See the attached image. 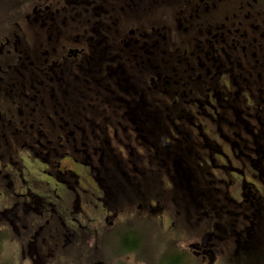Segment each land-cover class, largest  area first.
Listing matches in <instances>:
<instances>
[{"label":"flooded vegetation","instance_id":"1","mask_svg":"<svg viewBox=\"0 0 264 264\" xmlns=\"http://www.w3.org/2000/svg\"><path fill=\"white\" fill-rule=\"evenodd\" d=\"M253 196L264 0H0L6 260L235 263Z\"/></svg>","mask_w":264,"mask_h":264},{"label":"trees","instance_id":"2","mask_svg":"<svg viewBox=\"0 0 264 264\" xmlns=\"http://www.w3.org/2000/svg\"><path fill=\"white\" fill-rule=\"evenodd\" d=\"M246 206L249 210L246 213L247 219L240 215L245 224L243 230H233L229 225L225 227L226 234L238 242L234 264H264V238L260 235L261 230H264V197L253 196ZM259 221L262 226H258Z\"/></svg>","mask_w":264,"mask_h":264},{"label":"rangeland","instance_id":"3","mask_svg":"<svg viewBox=\"0 0 264 264\" xmlns=\"http://www.w3.org/2000/svg\"><path fill=\"white\" fill-rule=\"evenodd\" d=\"M188 207H189V205H188ZM190 225H191L190 227H193L194 229L189 231V235H186V239H188V242L192 243V242H194L193 239H195V241H196V239L199 240L201 235H203L204 232L202 231L201 226H196L195 221L191 222ZM262 225H263L262 222L259 221L258 226H262ZM260 235L262 236V238H264V230H261ZM219 238L221 239V236H219ZM223 240H228V239L224 236ZM219 244H220V250L218 249L219 254L217 256H218V258L219 257L221 258V256H223L227 253L226 247H227L228 243L223 245V244H221V242H219ZM215 245H217V243H215ZM8 254H9V248L6 247V245H1L0 256L2 255L3 257L2 258L0 257V264H19L17 261L6 260V257L8 256ZM220 264H225V262L223 263L221 261ZM230 264H234V263L231 262Z\"/></svg>","mask_w":264,"mask_h":264},{"label":"water","instance_id":"4","mask_svg":"<svg viewBox=\"0 0 264 264\" xmlns=\"http://www.w3.org/2000/svg\"><path fill=\"white\" fill-rule=\"evenodd\" d=\"M208 239H209V235H206V236H204V237L202 238V242H204V241H208Z\"/></svg>","mask_w":264,"mask_h":264}]
</instances>
